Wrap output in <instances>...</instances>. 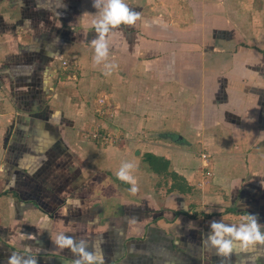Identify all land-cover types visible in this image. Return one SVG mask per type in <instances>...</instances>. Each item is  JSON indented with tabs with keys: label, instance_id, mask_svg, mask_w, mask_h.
Returning a JSON list of instances; mask_svg holds the SVG:
<instances>
[{
	"label": "crops",
	"instance_id": "crops-1",
	"mask_svg": "<svg viewBox=\"0 0 264 264\" xmlns=\"http://www.w3.org/2000/svg\"><path fill=\"white\" fill-rule=\"evenodd\" d=\"M34 2L33 12L55 15L31 21L24 5L0 0L2 21L24 22V46L36 35L61 49L38 73L44 115L32 126L29 116L19 126L18 113L6 121L0 264L14 254L20 264H74L76 253L52 243L58 233L86 242L99 264H264V246L224 258L205 243L214 219L249 212L264 223V43L245 34L234 51L232 19L213 25L202 0H125L141 15L110 35L118 67L106 77L89 43L92 0ZM7 52L0 35L2 64ZM148 154L168 169L155 172ZM126 160L135 193L115 175Z\"/></svg>",
	"mask_w": 264,
	"mask_h": 264
},
{
	"label": "clouds",
	"instance_id": "clouds-1",
	"mask_svg": "<svg viewBox=\"0 0 264 264\" xmlns=\"http://www.w3.org/2000/svg\"><path fill=\"white\" fill-rule=\"evenodd\" d=\"M92 6L96 12L92 14L94 38L89 43L93 48V62L96 65H103V75L110 76L118 67L114 61L109 60V37L120 26H132L140 19L141 13L130 8L125 0H92ZM90 14V13H84ZM135 165L131 161H123L116 171V177L130 185L129 191H138L133 176ZM52 243L60 248H70L77 254L74 264H99L96 254L89 251L86 242H74L73 238L63 233H58ZM205 243L215 250L218 256L227 258L235 249L241 252L247 251L256 246H264V223L259 221L257 214L249 213L235 222H225L223 219L209 222V231L205 237ZM9 264H20L17 255L9 258ZM31 264H35L32 261Z\"/></svg>",
	"mask_w": 264,
	"mask_h": 264
},
{
	"label": "trees",
	"instance_id": "trees-1",
	"mask_svg": "<svg viewBox=\"0 0 264 264\" xmlns=\"http://www.w3.org/2000/svg\"><path fill=\"white\" fill-rule=\"evenodd\" d=\"M8 1L12 7L20 6L23 8L24 5V8L27 9L25 15H27L28 19L31 21L33 19L49 18V16L55 15L54 11H49V8L40 12L37 10V8H35L33 12L30 8L32 5L37 6V4L34 2L35 0ZM78 2L81 1L76 0V3ZM26 3H29L31 6L28 7ZM60 13L63 14L62 11H60ZM57 14L60 15L59 13ZM23 25V21L18 23H5L0 18V35L8 43V59L0 66V74L5 75V77L8 78L16 87H27L26 90L17 92L15 96H13L19 114L16 118V123H19V126H21V122L24 120L25 116H29L28 119L32 120V123H30L31 121L28 122L32 126L36 122V119L41 118L47 110V101H45V99L43 101L39 100V95L41 96L39 90H42L43 86L40 84L41 81L38 80L39 72L37 71L36 67H34V65H39L38 67L49 66L52 62H54L56 56L60 54L61 49H59L60 46L57 42L55 43L49 38L41 40L36 35H32L33 41L31 45L24 46L20 42V38L18 36V29ZM63 33V30L61 31L60 29L59 35H57L58 41L61 38V34ZM239 46L245 48L246 44L244 42L237 44L233 47V50L237 51ZM6 66H9V68H6ZM25 111H29L30 113H26ZM30 117H33V119ZM20 131L25 130L22 127H18L17 132ZM145 160L150 164L155 172L165 171L169 166L168 162L156 158L153 155H146ZM176 177L177 175L173 173V178Z\"/></svg>",
	"mask_w": 264,
	"mask_h": 264
},
{
	"label": "rangeland",
	"instance_id": "rangeland-1",
	"mask_svg": "<svg viewBox=\"0 0 264 264\" xmlns=\"http://www.w3.org/2000/svg\"><path fill=\"white\" fill-rule=\"evenodd\" d=\"M80 1L82 2L85 0H80ZM202 2H205L206 4H210L211 6H213L211 11H214V13L216 14L214 15L213 25H216L215 23L216 17H221V20L223 22L224 20H228L230 22V18L232 19V25L234 27H233V31L229 33V35L234 36L233 43L241 44L240 43L242 42L241 39H243L244 42H246L245 36L247 37L250 36L252 37L253 40H256L260 43H264V0H202ZM195 5L197 4L195 3ZM220 7H223V9L221 10ZM217 22L218 23L220 22L218 18H217ZM1 65L2 63L0 62V66ZM38 66L39 65L36 64L34 65L37 71L44 72V69ZM6 68H9V66H6ZM7 80L8 78H6L5 75L0 74V128H1L0 143L1 144L5 143V138L3 139V137H4L5 128L7 127L6 121L11 119L12 116L18 113V109L16 108L14 97L12 96V95L15 96L17 92L16 90H12L10 87H8ZM258 95L259 97L264 96V91H260ZM25 112L30 113L29 111H25ZM128 129L129 127L126 126V130L129 132ZM104 133L107 132L104 131ZM98 135H99L98 132H94L92 134L89 132V136L91 138H98L99 137ZM8 137H10V135H8ZM156 141L158 142V139L154 140V142ZM144 157H146V155Z\"/></svg>",
	"mask_w": 264,
	"mask_h": 264
}]
</instances>
